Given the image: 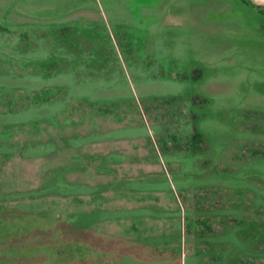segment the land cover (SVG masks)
I'll return each instance as SVG.
<instances>
[{
	"label": "rangeland",
	"instance_id": "rangeland-1",
	"mask_svg": "<svg viewBox=\"0 0 264 264\" xmlns=\"http://www.w3.org/2000/svg\"><path fill=\"white\" fill-rule=\"evenodd\" d=\"M0 264H264V0H0Z\"/></svg>",
	"mask_w": 264,
	"mask_h": 264
}]
</instances>
